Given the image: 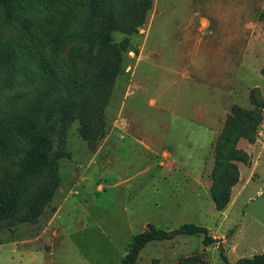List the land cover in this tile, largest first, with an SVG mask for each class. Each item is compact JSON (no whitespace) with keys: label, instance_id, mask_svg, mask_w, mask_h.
<instances>
[{"label":"rangeland","instance_id":"obj_1","mask_svg":"<svg viewBox=\"0 0 264 264\" xmlns=\"http://www.w3.org/2000/svg\"><path fill=\"white\" fill-rule=\"evenodd\" d=\"M36 1L49 10L50 0ZM69 20L74 30L83 21ZM129 42L96 141L81 137L79 121L62 129L57 117L45 120L48 80L39 69L2 75L5 145L10 126L36 118L63 130L54 132L52 154L62 142L64 156L43 214L0 224V264H122L149 225L169 232L194 224L216 243L205 246L203 235L152 241L136 264H240L264 255V0H153ZM234 108L256 118L253 129L245 125L249 139L235 144L238 182L219 210L211 195L217 140ZM25 138L0 148V183L17 170Z\"/></svg>","mask_w":264,"mask_h":264},{"label":"trees","instance_id":"obj_2","mask_svg":"<svg viewBox=\"0 0 264 264\" xmlns=\"http://www.w3.org/2000/svg\"><path fill=\"white\" fill-rule=\"evenodd\" d=\"M47 4L48 11L44 3L36 0H0V80L3 74L12 75L25 64L39 69L42 79L48 80L45 120L57 117L62 129L79 121L81 137L96 141L104 128V109L130 44L129 37L138 34L145 24L153 0H50ZM71 15L83 20L75 30L69 25ZM15 24L17 30L8 34ZM117 32L127 37L118 42L114 38ZM255 114L234 108L218 137L220 156L211 195L219 210L227 206L231 189L238 182V166L232 163L238 154L235 144L241 137L249 139L245 125L253 129ZM46 121L25 118L19 125L13 124L7 130V145L1 134L4 125L0 123V148H9L24 136L28 141L17 170L0 183V224L8 220L36 221L58 186L53 165L64 156V144L61 142L52 154L53 136L55 130L60 134L63 130ZM178 235H203L207 247L216 243L207 228L194 224L169 232L149 225L134 236L122 264H136L148 243L172 240ZM187 262L191 260L184 259L180 264ZM240 264H264V255Z\"/></svg>","mask_w":264,"mask_h":264},{"label":"crops","instance_id":"obj_3","mask_svg":"<svg viewBox=\"0 0 264 264\" xmlns=\"http://www.w3.org/2000/svg\"><path fill=\"white\" fill-rule=\"evenodd\" d=\"M147 148H149V146H147ZM160 164H163V161H161L160 162ZM179 175V177H180V174H178ZM166 179V178H165ZM100 189H101V187H100ZM53 223H54V218L51 220V222L49 223V226L47 227V229H46V231H45V233H44V236H46L47 235V233L49 232L48 230L51 228V226H53ZM47 232V233H46ZM52 238H53V235H52Z\"/></svg>","mask_w":264,"mask_h":264}]
</instances>
